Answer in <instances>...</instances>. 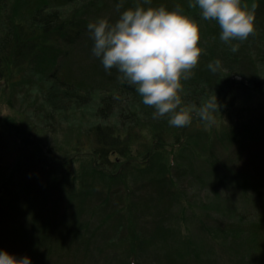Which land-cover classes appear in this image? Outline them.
<instances>
[{
  "label": "rangeland",
  "instance_id": "obj_1",
  "mask_svg": "<svg viewBox=\"0 0 264 264\" xmlns=\"http://www.w3.org/2000/svg\"><path fill=\"white\" fill-rule=\"evenodd\" d=\"M10 1V11L13 13L14 0ZM183 1L190 6L189 0ZM261 1L241 0L245 7L255 12L256 31L245 40H233L235 42L232 41V44H238L239 47L229 53L233 54L235 51L237 53L238 63L235 69L238 68L248 74V68L250 70L254 68L258 72L256 74L260 75V83L264 82V59L261 57L260 60L258 55L256 57L253 55L256 50L259 53L260 44L258 46L256 40L260 37L261 25L257 22L256 9ZM117 3L114 0H78L75 5L64 8L62 12L66 20L73 18L78 22L89 23L106 17L114 22L124 10L131 7L126 0L123 8H117ZM196 7L195 15L184 12L199 23L208 20L213 26L218 25L215 19L203 18L202 10L198 5ZM16 9L21 12L24 10H19L18 6ZM16 19L18 20L19 16ZM0 32L1 38L4 34L7 36L10 30L2 29ZM88 32L76 43L68 44L62 39L51 41L49 45L43 43L42 48L46 49L40 54L41 62L47 60V66L50 65L52 69L68 71L73 76L85 80L93 89L104 91L113 85L115 76L113 71L117 72L118 69L113 67L108 71L104 68L101 58L95 56L92 51L94 38L90 31ZM14 33L16 35L18 30ZM43 38L45 39V36ZM215 50V47H212L211 51H206L205 58L208 60L211 57L208 54L215 53L214 59L222 60V68L231 65L227 58L228 50H220L218 54ZM23 56H27V53H23ZM22 63L23 59L11 64L6 79L0 78V206H3L11 216L9 221L6 217L0 220V227L6 231V235L0 233V238L4 235L2 241L7 242L4 248L0 246V250L8 249L20 256L29 255L33 259V264H96L99 252L88 251V256H85L82 247L78 248L72 241L66 242L67 237L62 234L63 237L60 238L64 240H58L66 248L62 253L63 257L35 259L25 246L26 240L30 237L26 234L27 225L33 219L36 210L46 212L48 207L53 214L54 228H63L53 209L56 204V197H53L56 194L53 190L49 193L38 191L35 195L37 185L40 184V179H43V176L37 173L43 169L46 178L54 177L65 186H70V182L76 181L79 189L82 179L90 180V166L96 161L94 142L90 136L92 128L102 124L121 131L122 121L116 116L109 120L96 116L103 107L101 93L96 94L94 102L82 108L76 115L59 117L57 121H44L42 117L39 118L42 113L37 114L39 110L35 109L37 104L41 106L43 94L52 87V81L43 84L45 81L41 80L38 70L31 69L28 63L22 68ZM24 69L25 74H22ZM29 72L34 74L30 75ZM228 79L230 78L226 76L223 79L219 78L220 83L210 95H217L221 103V110L215 113L216 121L211 126L197 117L195 111L192 123L186 126L171 125L167 115L163 117L142 115L140 123L148 125H142L143 134L135 139L137 143L130 147V154L124 157L115 153L111 155V160L117 165L131 159L137 167L149 165L152 177H162L167 175L170 163L168 145H177L173 151L177 155L174 161L178 168L169 169L171 172L168 175V183H152L149 190H139L141 187L138 185L145 181L135 179L137 187H133L135 192L132 199L137 216L136 230L140 236L139 252L135 247L133 249L129 247L130 238L123 233L118 234L114 247L117 264H162L161 258L171 250L181 248L187 252L189 249L187 242H192L193 247L190 246L191 253L188 254L190 259L184 264H253V249L261 239L255 228L260 223L264 201L255 190L244 188L236 181L229 170L236 174L252 173L251 170L245 171L247 165L251 162H257L259 166L264 163V142L258 140L259 135L264 134V84L256 89V85L243 76L232 78L231 80L235 82L232 85L231 80L228 85ZM42 89L43 91H40ZM142 104L145 105L144 102ZM151 108L150 105L148 111ZM43 117L45 118L44 114ZM155 126L160 135H165L164 143L168 147L158 149L153 153L154 157L151 160L147 159L144 153L147 147L151 146L150 132ZM245 139L243 147L240 148ZM179 140L182 148L176 144ZM18 146L34 151V157L32 159L25 157L28 161H24V156H19L17 152ZM245 148L247 149L244 150ZM112 170H116V167ZM98 178L94 173L91 182L95 183ZM171 178L181 189L178 200L168 191L172 190ZM11 186H24L25 194L31 197L27 198V208H23L24 212L20 216L14 209L21 208L20 205L16 206L15 197L10 198ZM100 186H104L103 181ZM21 196L22 193L17 192L16 197ZM121 202L117 200V203H121L120 207L119 204L117 207L123 208V200ZM126 204L125 202V208L122 210L123 221L124 214H127ZM99 205L101 201L98 199L89 202V211L95 210L92 214L86 213V217L94 218L93 223L96 221L100 225L99 217H95ZM49 240H52V237ZM2 241L0 240V245ZM67 246H72V249H68Z\"/></svg>",
  "mask_w": 264,
  "mask_h": 264
},
{
  "label": "trees",
  "instance_id": "obj_2",
  "mask_svg": "<svg viewBox=\"0 0 264 264\" xmlns=\"http://www.w3.org/2000/svg\"><path fill=\"white\" fill-rule=\"evenodd\" d=\"M77 1L78 0H47L45 2L39 0H14L13 13H11V1L0 0V30H10V32L7 33L8 35L6 34L7 36L2 34L3 36L0 38V78L6 79L8 75L7 70L11 69V64L23 59L24 63L21 64V67L24 68L26 63H28L29 67H32L31 69L38 70L41 80L45 81L42 82L43 84H45L46 81H52V87L47 89L43 94L41 106L39 104L36 106L35 110H39L37 114L39 112L42 113H40L41 116H39V118L42 117L44 121H57L59 117L63 118L68 115H76L82 108L84 109L90 106L89 104L92 103V101L94 102L93 99H95L94 96L96 94L101 93V95H103V107L99 109L96 116L105 120H109L116 116L122 121L121 131L105 127L102 124L92 128L90 136L94 142L93 150L96 161L90 166V180L86 181L82 179L79 189L77 188L78 186H76V181L73 183L70 182V186H65L57 182L53 176H51L53 177L52 179L50 177L46 178L43 169L42 172L37 173V175L41 174L43 179L38 177L41 181L39 182L40 184L37 185L36 193L35 191L34 193L35 195L38 191L49 193L50 190H53L54 194H56V196H53L56 197V204L53 209L54 212H56L58 221L62 222L63 228H54L52 220L53 214L50 212V208L47 207L46 212H42L41 209L39 211L36 210L33 219H31L27 225L26 234L30 237L26 240L25 246L35 259L43 258L47 260L61 258L64 256L62 253L66 248L58 239L64 240V238H60V236L63 237L62 235H64L67 237L65 238L66 242L72 241L78 248L82 247L85 256H88V251L99 252L96 264H117L116 249L114 247L118 234L123 233L126 237L130 238L131 242L129 247L132 249L135 247L137 252H139L140 236L138 230H136L137 216L134 201L132 199L133 193L135 192L133 187H137V182H134L135 179L138 181L141 179L145 181V183L138 185L141 187L139 190H149L152 183H168V175L171 172L169 169L178 168L177 163L174 161L177 155L173 151L177 145H168V147L167 144L165 145L164 143L165 135H160L156 126L154 128L155 130H151V146L147 147L144 156H146L147 159L153 160V153L163 148V146L168 147L167 153L170 155L168 173L162 177H152L149 165L137 167L133 164L134 160L131 159H127L117 165L111 160V155L115 153L124 157L130 154V147L134 143H137L135 139L140 138L143 134L141 132L144 129L142 125H148L140 123L142 115L144 117L148 115L153 116V112L156 110L155 107L151 105L152 108L148 111L150 105L145 104L143 106L142 95L136 90L134 85H130L119 78L121 75L119 70L117 72L113 71L115 76L112 81L113 85L110 89L97 91L93 89V86L86 83L85 80L73 76L70 72L62 71L59 68L54 70L50 65L47 66V60H45L46 62H41L40 54L46 49L42 48L43 43L49 45L51 41H59L60 39L68 44L76 43L83 35L89 33L88 23L78 22L77 20H73V18L66 20L62 12L64 8L75 5ZM114 1L119 2V0ZM126 1L131 7L137 6L138 3L144 4L145 7L164 4L169 9H174L177 5H180L183 11L191 12L194 15L197 10V7L193 9L183 0H150V3L149 0ZM17 6L19 10H24H22V12L18 11L16 9ZM48 8L51 9L48 10ZM17 16H19V21L16 19ZM256 16L257 22L261 25L260 37L257 39L259 42L256 40L258 46L259 44L260 46L258 48L259 53H257L256 50L253 57L258 55V58L261 60V57L264 59V0L257 6ZM200 26L201 40L199 44L202 49L205 46V49L202 50L198 65L192 69L193 74L187 80H183L184 88L181 95L185 105H193V109L199 108L211 97L210 95L214 93L215 87L220 83L218 79H223L225 76L226 78H230L227 80V83L236 76H243L244 79L246 78L251 81L252 84L256 85V89L263 86L264 82H259L260 75L256 74L258 72H256L254 68L251 70L248 68V74L238 68L235 69L238 63L237 53L235 51L232 52L233 54H229L233 48L230 46L231 44L221 40L220 34L222 29L219 23L217 26H213L212 23L205 20L204 23L200 22ZM15 30H18L16 35L14 33ZM44 36L45 39L43 38ZM234 42L235 41H233V43ZM212 47H215L217 54L220 50H228L227 58L231 65L222 68L220 71L212 72L208 64L212 61V58L214 59L215 53L208 54L212 57H210L211 60L210 58L208 60L205 58L206 51H211ZM23 53H27V56L24 57ZM24 71L26 70L24 69L21 73L25 74ZM29 73L30 75L32 73L34 74V72ZM230 83L232 85L235 82L231 80ZM230 83L228 85H230ZM40 91H43V89ZM139 135L141 136L139 137ZM236 136L239 137V134ZM259 137L258 140L264 142V134L259 135ZM245 141L246 139L242 141L243 143L240 148L243 147ZM176 144L180 145L182 148L180 140L179 143ZM246 149L247 148L244 150ZM238 150L241 151V149ZM17 152L19 156H24L23 160L26 162L28 160L25 159V157L32 159L35 154L34 151L28 150V148L24 146H18ZM254 158L258 160L257 157ZM256 163L257 162H251L250 165L246 166L247 169H245V171L248 172L251 170L252 173L236 174L233 173L232 170H229V172L234 175L233 177H235L236 181L241 183L244 188L255 190L257 195L264 201V163L260 166ZM17 164L21 165L20 163ZM262 165L263 168H261ZM35 166L37 167V165ZM114 167H116V170L113 171L112 169H114ZM127 172H129V174ZM94 173L99 178L95 183H92L91 181ZM102 181L104 182L103 187L100 186ZM171 181L172 190L168 191L172 192L178 200L181 189H179L177 182L173 181V178H171ZM233 181L235 182V180ZM20 182H22V180H20ZM7 186L9 187V185ZM23 187L24 186H11V188H9V192L11 193L10 198L15 197L16 206L18 204L21 207L19 209L14 208L19 216L23 214V208L27 206V198H31L25 194L26 192L24 190L26 189ZM17 192L22 193L20 198L16 197ZM93 199L101 201V205H99L97 211H95V217H99L101 221L100 225L96 221L93 223L94 218H89L90 216L86 217V213L90 212V214H92L95 210L92 209L89 211L90 208L88 207L89 202L91 203ZM117 200L120 202L123 200V208H119L122 202L117 203ZM125 202L127 203V214H124L123 221L121 218L123 216L122 210L125 208ZM117 204H119V207H117ZM3 217H6L8 221L11 220L8 211L3 208V206H0V220L3 219ZM255 229L259 232L261 242L259 241L256 248L253 249L252 261L253 264H264V205L261 212L260 223ZM5 232L6 231L0 227V233L6 235ZM55 234L58 236H54ZM4 235L0 238L1 241ZM50 237H52V240H49ZM2 242L0 246L4 248L7 242ZM187 244L189 246L187 252H184L181 248L171 250V252H168L161 258V263L184 264L187 260L189 261L190 256L188 254L191 253L190 246L193 247V243L187 242ZM67 248L72 249V246H67ZM85 259L87 258L85 257Z\"/></svg>",
  "mask_w": 264,
  "mask_h": 264
},
{
  "label": "clouds",
  "instance_id": "obj_3",
  "mask_svg": "<svg viewBox=\"0 0 264 264\" xmlns=\"http://www.w3.org/2000/svg\"><path fill=\"white\" fill-rule=\"evenodd\" d=\"M197 5L203 18L218 21L220 38L229 44L245 40L256 31L255 12L241 0H190L191 7ZM116 7L123 8L124 0H119ZM88 29L94 38V55L101 58L106 70L115 67L122 81L136 87L143 102L155 107L154 117L167 115L171 125L186 126L192 123L195 111L208 126L215 123V113L221 110L217 95L195 110L183 103V80L193 74L203 49L199 44L200 23L182 6L169 9L164 4L145 7L138 3L114 22L106 17L90 21ZM238 47L232 44L233 50ZM222 66L219 58L208 64L213 72L222 70ZM0 264H33V259L3 249Z\"/></svg>",
  "mask_w": 264,
  "mask_h": 264
}]
</instances>
